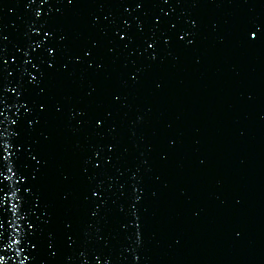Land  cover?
<instances>
[{
  "label": "water",
  "instance_id": "95a60500",
  "mask_svg": "<svg viewBox=\"0 0 264 264\" xmlns=\"http://www.w3.org/2000/svg\"><path fill=\"white\" fill-rule=\"evenodd\" d=\"M135 4L0 0L5 264H264V0Z\"/></svg>",
  "mask_w": 264,
  "mask_h": 264
},
{
  "label": "snow or ice",
  "instance_id": "6c2138e0",
  "mask_svg": "<svg viewBox=\"0 0 264 264\" xmlns=\"http://www.w3.org/2000/svg\"><path fill=\"white\" fill-rule=\"evenodd\" d=\"M29 3H32L33 0H28ZM41 2H45V0H41ZM164 3H167L168 0H163ZM68 3L71 4L72 3V0H68ZM142 3H143V0H136V8L139 9L141 6H142ZM27 6V5H26ZM127 10V9H125ZM35 16L39 17L40 16V12L39 10H37L35 13H34ZM124 24V28L127 29L128 25H127V22H122ZM137 30L140 31V28H139V25L137 26ZM116 31H119V30H116ZM115 34V33H114ZM45 37L49 36L50 33L48 32H45ZM244 37H248L249 39H254L256 43H264V21H254L248 25H246L243 29V32H242V39ZM125 38H127L129 41H131L132 37L129 36L127 34V32L125 31L123 34H121L119 36V40L120 41H124ZM180 39H183V37H180ZM42 42V41H41ZM165 44L168 43V39L166 38L165 39ZM189 43H191V41H189ZM40 45L37 44V47H39ZM124 47H127V44H124ZM147 48L148 49H152L153 48V44L152 43H148L147 44ZM0 51H2V49H0ZM48 53L51 54L52 53V49L49 48L47 49ZM111 51V49H110ZM25 55H27V53H25ZM85 56H88L89 53L86 51L84 53ZM149 59H155V56L152 55V56H149L148 57ZM2 57H0V63H2ZM25 63H28V61H25ZM48 68H52L53 65L51 63H49L48 65ZM90 66V65H89ZM97 67L99 68L100 65L98 64ZM132 79H135V77H131ZM36 82V78L35 77H32L31 75H29V83H35ZM3 91H8V89H3ZM113 99H117V97H113ZM26 111L28 109H25ZM57 111H59V109H57ZM103 119L104 117H100V118H97L95 120V125L97 127L101 126L102 125V122H103ZM3 147H7V145H3ZM103 149H97V151H94L93 152V158H95L100 151H102ZM107 151L108 152H111L112 151V146L109 145L107 146ZM110 160V156H105L104 157V163H108ZM6 161H7V153H3L2 155H0V162H4L6 164ZM93 167H98V165L95 163V160H93ZM0 176L3 177V180H9L10 177L7 176V175H3V171H2V168H0ZM98 191H99V185H97V189L96 190H92L91 191V195L93 197H96L98 195ZM25 192H28V189L25 188ZM15 192H13L12 194V198L15 199ZM3 203H4V197L2 195H0V211H3ZM21 206H22V202L21 204H12L10 209H8V211H10L12 213V216L13 217H18V214L21 212ZM27 215V212H25L23 215H19V218L20 219H24V217ZM13 223H15V220H13ZM3 224H4V221L3 219H0V228H3ZM29 227H32L31 224H29ZM17 233H16V229L13 228L12 229V234L9 236L8 240L5 241L3 239V233L0 232V252L3 251V249L7 248V249H12L14 248L15 246H17L19 243H21L20 240L17 239ZM31 234L29 233L28 236H30ZM28 236H25L23 237V239H27ZM0 264H5V258L4 256L0 255ZM21 264H23V261H21ZM97 264H99V261H97ZM104 264H108L107 261L104 262Z\"/></svg>",
  "mask_w": 264,
  "mask_h": 264
}]
</instances>
